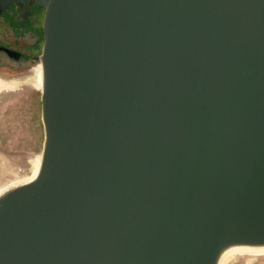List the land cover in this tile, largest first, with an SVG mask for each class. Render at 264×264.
I'll return each instance as SVG.
<instances>
[{
    "label": "water",
    "instance_id": "obj_1",
    "mask_svg": "<svg viewBox=\"0 0 264 264\" xmlns=\"http://www.w3.org/2000/svg\"><path fill=\"white\" fill-rule=\"evenodd\" d=\"M32 2L45 142L37 178L0 197V264L264 247V0Z\"/></svg>",
    "mask_w": 264,
    "mask_h": 264
},
{
    "label": "rangeland",
    "instance_id": "obj_2",
    "mask_svg": "<svg viewBox=\"0 0 264 264\" xmlns=\"http://www.w3.org/2000/svg\"><path fill=\"white\" fill-rule=\"evenodd\" d=\"M39 57L26 78L0 70V192L30 178L43 152L41 92L35 87L34 72ZM223 264H264V252L235 254Z\"/></svg>",
    "mask_w": 264,
    "mask_h": 264
},
{
    "label": "flooded vegetation",
    "instance_id": "obj_3",
    "mask_svg": "<svg viewBox=\"0 0 264 264\" xmlns=\"http://www.w3.org/2000/svg\"><path fill=\"white\" fill-rule=\"evenodd\" d=\"M45 9L37 7L29 0L28 4L16 3L0 8V70L5 74L26 78L33 70L44 45ZM39 63L36 71L38 90ZM6 86L12 85L4 83ZM5 87V86H4ZM3 89V88H2Z\"/></svg>",
    "mask_w": 264,
    "mask_h": 264
},
{
    "label": "bare ground",
    "instance_id": "obj_4",
    "mask_svg": "<svg viewBox=\"0 0 264 264\" xmlns=\"http://www.w3.org/2000/svg\"><path fill=\"white\" fill-rule=\"evenodd\" d=\"M39 73H38V91L42 92V88H43V73H42V66L41 63L39 62ZM2 86V84H0V87ZM41 162H42V153L40 155V158L38 159V162L36 164L35 170L33 172V174L31 175L30 178H28L27 180L23 181L22 183L7 189L5 191L0 192V197L3 196L6 192L17 188L19 186H22L24 184L30 183L32 181H34L40 171V167H41ZM264 252V247H250V246H234V247H229L227 249H225L222 254L220 255L218 264H223L225 262V260L227 258H229L230 256H233L235 254H239V253H261Z\"/></svg>",
    "mask_w": 264,
    "mask_h": 264
}]
</instances>
